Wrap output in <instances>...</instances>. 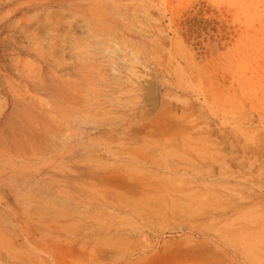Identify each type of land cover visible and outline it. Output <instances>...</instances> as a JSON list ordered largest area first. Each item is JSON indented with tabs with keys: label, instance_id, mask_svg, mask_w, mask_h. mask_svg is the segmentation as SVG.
Here are the masks:
<instances>
[{
	"label": "rangeland",
	"instance_id": "374dc122",
	"mask_svg": "<svg viewBox=\"0 0 264 264\" xmlns=\"http://www.w3.org/2000/svg\"><path fill=\"white\" fill-rule=\"evenodd\" d=\"M0 264H264V0H0Z\"/></svg>",
	"mask_w": 264,
	"mask_h": 264
},
{
	"label": "bare ground",
	"instance_id": "6f19581e",
	"mask_svg": "<svg viewBox=\"0 0 264 264\" xmlns=\"http://www.w3.org/2000/svg\"><path fill=\"white\" fill-rule=\"evenodd\" d=\"M52 4V3H51Z\"/></svg>",
	"mask_w": 264,
	"mask_h": 264
}]
</instances>
